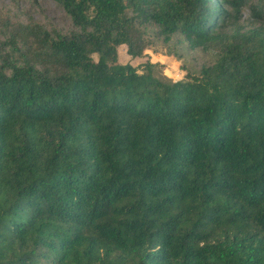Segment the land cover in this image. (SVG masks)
<instances>
[{"label":"trees","instance_id":"obj_1","mask_svg":"<svg viewBox=\"0 0 264 264\" xmlns=\"http://www.w3.org/2000/svg\"><path fill=\"white\" fill-rule=\"evenodd\" d=\"M55 1L0 53V264H264V0ZM136 19L215 57L120 64Z\"/></svg>","mask_w":264,"mask_h":264},{"label":"rangeland","instance_id":"obj_2","mask_svg":"<svg viewBox=\"0 0 264 264\" xmlns=\"http://www.w3.org/2000/svg\"><path fill=\"white\" fill-rule=\"evenodd\" d=\"M249 16V8L243 7L241 23L247 24ZM30 20L42 24L48 30L62 33L74 28L68 14L55 0H0V53L11 51L7 42L11 37L12 26L17 22ZM136 26L144 32L143 36L149 41V46L141 56L132 57L127 53L126 45H119L117 61L120 64H131L139 73L144 71V65L149 61L154 64V70L173 81L182 80L186 78L187 72L198 73L202 65L211 63L215 57L212 51L189 49L186 42L178 41L180 35L165 43L155 27L140 24L138 19ZM93 58L97 60L98 55L93 54Z\"/></svg>","mask_w":264,"mask_h":264}]
</instances>
